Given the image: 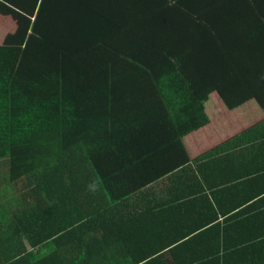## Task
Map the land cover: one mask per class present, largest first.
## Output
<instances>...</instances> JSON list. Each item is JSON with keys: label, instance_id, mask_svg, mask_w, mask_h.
Listing matches in <instances>:
<instances>
[{"label": "trees", "instance_id": "1", "mask_svg": "<svg viewBox=\"0 0 264 264\" xmlns=\"http://www.w3.org/2000/svg\"><path fill=\"white\" fill-rule=\"evenodd\" d=\"M0 15L16 24L0 43V159L13 194L0 201V264H264L110 246L121 235L100 232L99 201L114 195L106 151L157 161L162 140L183 146L210 123L215 91L228 109L264 108V0H0Z\"/></svg>", "mask_w": 264, "mask_h": 264}, {"label": "crops", "instance_id": "2", "mask_svg": "<svg viewBox=\"0 0 264 264\" xmlns=\"http://www.w3.org/2000/svg\"><path fill=\"white\" fill-rule=\"evenodd\" d=\"M249 27L253 42L254 21ZM206 110L210 123L185 134L183 146L162 140L155 162L132 166L118 149L106 151L114 195L99 200L107 204L100 232L121 235L108 245L135 251L153 243L162 261H264V108L252 99L228 109L215 91Z\"/></svg>", "mask_w": 264, "mask_h": 264}, {"label": "rangeland", "instance_id": "3", "mask_svg": "<svg viewBox=\"0 0 264 264\" xmlns=\"http://www.w3.org/2000/svg\"><path fill=\"white\" fill-rule=\"evenodd\" d=\"M15 22L11 17L0 15V43L3 42L5 36L15 29ZM9 171V160L2 158L0 159V192L4 196L0 197V201L3 203H8L13 194L8 196L4 188L7 186L8 178L7 174ZM12 192V191H10ZM7 193V194H6Z\"/></svg>", "mask_w": 264, "mask_h": 264}]
</instances>
